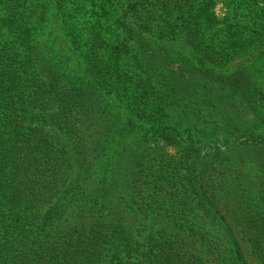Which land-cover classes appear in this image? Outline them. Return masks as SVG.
Returning a JSON list of instances; mask_svg holds the SVG:
<instances>
[{
  "label": "trees",
  "instance_id": "1",
  "mask_svg": "<svg viewBox=\"0 0 264 264\" xmlns=\"http://www.w3.org/2000/svg\"><path fill=\"white\" fill-rule=\"evenodd\" d=\"M218 1L0 0V264H199L211 249L249 264L205 176L250 163L264 201V93L248 81L264 0H240L255 6L240 18ZM252 49L254 66L216 72ZM51 124L76 157H59ZM139 131L186 151L193 173L172 161L144 179L115 157ZM247 234L264 264V206Z\"/></svg>",
  "mask_w": 264,
  "mask_h": 264
},
{
  "label": "rangeland",
  "instance_id": "2",
  "mask_svg": "<svg viewBox=\"0 0 264 264\" xmlns=\"http://www.w3.org/2000/svg\"><path fill=\"white\" fill-rule=\"evenodd\" d=\"M233 1L219 0L214 7L216 15L220 18H223L227 14L230 16L237 14L240 18V15L243 13L245 15H247V13H253V7L255 6L245 9L246 6H249L247 3L244 1L241 2L240 0ZM260 5H263L262 2H260ZM252 16L253 14H251V17ZM248 21H250L249 16L243 17L239 24H248ZM168 45L170 46L169 48H171L176 53L192 55L193 57L195 56V54L192 52V49H190V47H188L181 40L168 43ZM253 47H258V45H254ZM255 51L256 49H252L250 51V55L237 56L224 68H215L216 72L223 73L224 75H230L233 73H236V75L239 73L241 74L239 70L252 65L254 66L255 63H257V58H255L254 54ZM248 81H252L253 86L264 93V58L260 59V62L257 66V71L253 73L251 79H248ZM46 130L49 134L48 140L52 141V143L55 144L58 149L59 157H76L77 153L74 149V144L70 140V137L74 138V136H69L66 129L59 128L57 125L53 124L48 125ZM132 137H136V142L131 141L129 138V141L125 142L121 149H117L114 152V156L122 157V159L125 157V159L128 161L136 158V171L142 168L140 173L144 171L142 174L144 179L146 178L147 174L150 175V167H155L158 169L159 163L168 164L173 163L172 161L176 162V164H174L175 169L180 170V173L186 174L187 176L193 173V166L191 165L193 157L190 156V159L187 160L184 157L186 151L167 145L160 140L147 138L145 131L134 133ZM183 153L184 156H182ZM216 165L210 168L209 172H207L205 176L208 178V180L213 179L214 181L213 182L211 180L208 182L210 184V190L215 191V193L221 197L220 209H222L223 213L227 216V219L231 225L235 227L234 229L241 241V245L248 263L262 264L257 259V255L255 254V250L247 234L248 227L252 224L253 219H256V212L261 210L264 206V201L260 198L262 192L257 186V169L250 163H243L241 166H232L229 164L231 165L230 167ZM117 175L120 178L121 173L118 172ZM217 178L219 179L220 183L217 181ZM78 203L83 205V201H78ZM78 210L82 211V208H78ZM70 212L71 210H69V213ZM132 214V210H129L127 224L129 226L132 224L134 229H136V227L141 228L143 226L142 224H144L143 221H140V219H143L142 216L132 219ZM155 216L156 215L150 216V222L145 221V223L153 222L155 225L159 226L162 222V217L157 219ZM132 220L134 223H131ZM209 229H211V236L218 237L216 225L212 227L209 226ZM222 252L225 254L220 255L219 252L211 249V251L208 253L203 254L199 264H221L222 259L227 258L230 254V252L227 250Z\"/></svg>",
  "mask_w": 264,
  "mask_h": 264
}]
</instances>
